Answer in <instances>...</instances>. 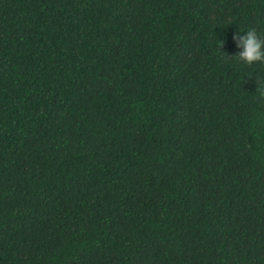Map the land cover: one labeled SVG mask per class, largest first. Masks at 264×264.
I'll use <instances>...</instances> for the list:
<instances>
[{"label": "trees", "instance_id": "16d2710c", "mask_svg": "<svg viewBox=\"0 0 264 264\" xmlns=\"http://www.w3.org/2000/svg\"><path fill=\"white\" fill-rule=\"evenodd\" d=\"M251 29L264 0H0V264H264Z\"/></svg>", "mask_w": 264, "mask_h": 264}, {"label": "clouds", "instance_id": "9594fccd", "mask_svg": "<svg viewBox=\"0 0 264 264\" xmlns=\"http://www.w3.org/2000/svg\"><path fill=\"white\" fill-rule=\"evenodd\" d=\"M234 39L237 41V47L243 49L235 57L247 65L264 63V38L258 35L255 29L248 30L244 36L237 35Z\"/></svg>", "mask_w": 264, "mask_h": 264}]
</instances>
